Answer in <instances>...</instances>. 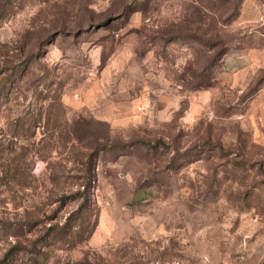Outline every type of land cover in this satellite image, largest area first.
<instances>
[{"label": "rangeland", "instance_id": "374dc122", "mask_svg": "<svg viewBox=\"0 0 264 264\" xmlns=\"http://www.w3.org/2000/svg\"><path fill=\"white\" fill-rule=\"evenodd\" d=\"M6 254L264 264V0H0Z\"/></svg>", "mask_w": 264, "mask_h": 264}, {"label": "trees", "instance_id": "16d2710c", "mask_svg": "<svg viewBox=\"0 0 264 264\" xmlns=\"http://www.w3.org/2000/svg\"><path fill=\"white\" fill-rule=\"evenodd\" d=\"M86 192H87V189L86 188H84V190H83V194H86ZM9 260V257L7 256V254L3 257V259L2 260H0V264H9L10 262L8 261Z\"/></svg>", "mask_w": 264, "mask_h": 264}]
</instances>
